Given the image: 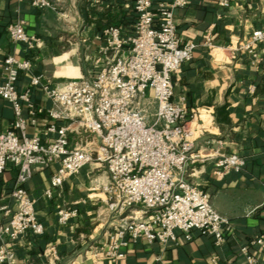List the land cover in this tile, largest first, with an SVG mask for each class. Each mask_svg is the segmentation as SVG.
<instances>
[{
    "label": "crops",
    "instance_id": "1",
    "mask_svg": "<svg viewBox=\"0 0 264 264\" xmlns=\"http://www.w3.org/2000/svg\"><path fill=\"white\" fill-rule=\"evenodd\" d=\"M169 1L156 0L155 7ZM52 2V8L38 9L30 0H0V83L5 79L7 56L30 59L31 69L21 71L17 80L19 90L30 89L36 110L32 115L30 107L22 105L27 135L50 142L58 135L57 130H48L55 123L57 129L67 127L70 147L90 148L98 137L85 131L81 122L51 119L48 110L52 100L43 86H31V77L41 74L54 83L94 78L118 56H126L128 45L122 51L106 48L104 31L118 24L124 37L133 34L134 0ZM16 22L42 44L29 48L13 42L8 27ZM175 22L182 40L198 44L194 58L173 76L175 98L184 97L189 108L213 119L209 133L196 142L204 157L189 167V180L204 188L216 211L232 221L233 233L217 245L211 236L198 231L187 239L176 230L177 241L162 244L139 239L122 249L123 257L108 258L104 252L94 255L97 245L108 244L109 221L113 218L105 190L108 172L101 162L93 161L66 179L52 196H46L58 167L54 162L36 169L24 184L36 201L44 233L27 231L16 240L1 241L16 264H151L157 259L159 264H248L240 247L261 235L264 238V43L258 45L262 59L258 63H252L239 46L264 26V0H189L186 6L175 9ZM15 117L12 103L0 96V133L13 128ZM231 152L246 160L243 170L215 175L217 155ZM18 171L8 163L0 173V224L16 209L11 193ZM58 203L78 206L79 214L61 225ZM249 252L264 264V245H251Z\"/></svg>",
    "mask_w": 264,
    "mask_h": 264
},
{
    "label": "built area",
    "instance_id": "2",
    "mask_svg": "<svg viewBox=\"0 0 264 264\" xmlns=\"http://www.w3.org/2000/svg\"><path fill=\"white\" fill-rule=\"evenodd\" d=\"M30 1L38 9L53 7L52 0ZM155 1L134 0L133 34L124 37L118 24L105 29L106 48L122 51L128 45V53L103 67L94 78L54 83L44 80L41 74L31 77V86H43L52 100L48 110L51 119L81 122L85 131L98 137L90 148L70 147L67 127L57 129L55 123L48 130H57L58 135L50 142L27 135L22 105L27 104L32 115L36 110L30 89L19 90L17 80L21 71L31 69L32 62L13 55L5 58L0 96L12 103L16 117L13 128L0 133V173L8 163L19 171L11 193L16 209L7 222L0 224V264H16L2 240H16L27 231L35 235L44 233L36 201L24 184L36 169L54 162L58 167L46 196H52L66 179L93 161L101 162L108 172L105 190L113 218L109 221L108 244L97 245L94 255L104 252L108 258L123 257L122 249L139 239L162 244L177 241L176 230L187 239L198 231L211 236L217 245L233 233L232 221L216 211L204 188L189 180V167L204 157L196 149V142L213 126L212 116L206 120L198 109L186 105L184 97L175 98L173 76L194 58L198 46L195 41L181 39L175 22V9L186 6L189 0L161 2L156 7ZM8 33L13 42L29 48L42 44L20 22L10 24ZM260 43H264V26L239 48L252 63H258L262 60ZM151 105L155 109L148 113ZM217 156L214 174L221 177L242 171L246 163L242 156L232 152ZM56 210L61 225L79 214L76 205L58 203ZM255 244L264 245L262 235L240 247L248 264H260L249 252ZM51 249L55 252V246ZM151 264H159V259Z\"/></svg>",
    "mask_w": 264,
    "mask_h": 264
},
{
    "label": "rangeland",
    "instance_id": "3",
    "mask_svg": "<svg viewBox=\"0 0 264 264\" xmlns=\"http://www.w3.org/2000/svg\"><path fill=\"white\" fill-rule=\"evenodd\" d=\"M154 109H155V105H151L150 108L148 107V113H151L152 111H154ZM203 117H205V115H203ZM206 133H209V132H205V134ZM205 134L203 136H205Z\"/></svg>",
    "mask_w": 264,
    "mask_h": 264
},
{
    "label": "bare ground",
    "instance_id": "4",
    "mask_svg": "<svg viewBox=\"0 0 264 264\" xmlns=\"http://www.w3.org/2000/svg\"><path fill=\"white\" fill-rule=\"evenodd\" d=\"M206 120H208V118L207 117H204Z\"/></svg>",
    "mask_w": 264,
    "mask_h": 264
},
{
    "label": "trees",
    "instance_id": "5",
    "mask_svg": "<svg viewBox=\"0 0 264 264\" xmlns=\"http://www.w3.org/2000/svg\"><path fill=\"white\" fill-rule=\"evenodd\" d=\"M217 120H218V122H219V118L217 117Z\"/></svg>",
    "mask_w": 264,
    "mask_h": 264
}]
</instances>
